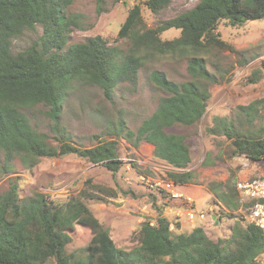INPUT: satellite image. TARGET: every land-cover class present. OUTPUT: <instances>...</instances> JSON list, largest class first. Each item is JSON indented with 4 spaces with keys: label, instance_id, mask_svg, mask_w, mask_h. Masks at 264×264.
<instances>
[{
    "label": "trees",
    "instance_id": "obj_1",
    "mask_svg": "<svg viewBox=\"0 0 264 264\" xmlns=\"http://www.w3.org/2000/svg\"><path fill=\"white\" fill-rule=\"evenodd\" d=\"M171 1H135L115 37V41L126 42L121 48L100 35L68 44L70 25L74 24L64 11L69 0H0V150L4 162L10 165L17 158L25 168H31L42 157L74 153L115 173L121 164L117 141L101 140L91 147L71 142L58 120L64 99L78 87L90 85L112 100L119 83L137 84L138 70L149 59L179 54L186 58L190 78L174 81L161 70H151L150 81L164 92L155 110L135 131L125 128L120 120L112 132L133 145L142 140L150 143L154 157L171 168L167 175L175 183L193 181L185 136L167 128L193 126L206 111L208 85L217 78L207 70L203 54L210 48H231L217 31L219 22L242 25L263 19L264 0H198L155 27L144 25L141 4L155 14ZM37 25L42 29L38 39L23 51L13 52L12 39ZM169 28L179 29V35L162 39L161 32ZM261 66L264 68V59ZM262 102L264 98L239 105L238 110L248 117ZM39 105L46 107L52 130L59 134L56 144L25 112ZM206 131L230 139L232 155L264 160V136L235 132L232 121L220 116L213 118ZM209 191L216 197L220 212L224 209L227 215L238 209L233 178L209 184ZM115 195L113 188L87 178L81 189L65 200L51 199L43 192L21 196L17 183L11 181L0 193V264H75V252L66 247L75 238L77 227L91 233L84 247L87 260L79 263L76 259L77 264H260L262 230L239 219L227 237L212 239L202 226L189 232L172 230L167 217L159 213L154 220L143 219L133 230L135 244L131 248H117L108 227L87 203L104 202ZM220 218L216 214V219Z\"/></svg>",
    "mask_w": 264,
    "mask_h": 264
},
{
    "label": "rangeland",
    "instance_id": "obj_2",
    "mask_svg": "<svg viewBox=\"0 0 264 264\" xmlns=\"http://www.w3.org/2000/svg\"><path fill=\"white\" fill-rule=\"evenodd\" d=\"M135 1L137 0H69L64 11L74 24L70 25L68 44L81 42L88 36L100 35L110 44L125 48L126 42L115 41V37L128 9ZM197 1L172 0L155 14L141 4L143 23L146 27H155L159 22L191 8ZM217 31L231 48H210L203 54L207 70L217 78V82L208 85L210 97L205 113L193 126L167 128L170 132L184 135L188 143L191 155L188 169L193 172V181L185 184L188 186L184 189L180 188L179 183L174 187L190 196L194 200L193 208L197 210L208 209L210 204L218 203L217 199L212 202L215 197L209 191V184L229 178L236 182L240 178L264 174V160L238 158L239 155L231 154L230 139L206 131V127L213 125V118L220 116L232 121L235 132L246 134L250 131L254 135L264 136V102L248 117L238 110L239 105L264 98V68L261 66V60L264 59V18L249 20L242 25H230L226 20H221ZM41 32L39 25L34 30H25L19 37L12 39V51H23L38 39ZM179 33V29L169 28L161 32L160 37L173 39ZM153 69L163 71L174 81L182 82L190 78L185 56L178 54L156 57L139 68L135 86L128 82L119 83L114 89L112 100L106 99L98 87L87 85L69 92L63 101L59 125L75 145L91 147L101 140L117 141L121 164L115 173L103 164L91 163L74 153L42 157L31 168H25L17 158L9 165L4 162L0 150V193L13 181L17 183L21 196L43 192L51 199L65 200L76 194L84 180L90 178L93 183L116 191L114 197H108L104 202L87 201L90 210L108 227L117 248H131L135 244L131 233L143 219L154 220L159 213L166 215L164 208L170 204L166 200L167 193L156 188L153 180L168 178L171 168L154 157L150 143L142 140L133 145L130 140L115 135L112 129L122 120L125 128L135 131L141 121L153 113L158 98L164 94L149 79ZM255 70L258 72L254 73ZM46 110V107L39 105L25 112L32 124L39 131L46 132L50 142L56 144L59 134L52 130L53 123L47 117ZM245 207L246 205L239 206L226 215L224 209L220 212V206H215L221 218L216 221V227L203 226L204 230L212 239L227 237L235 220L245 222ZM153 211L155 215H151ZM209 215L207 213L204 219L209 218ZM169 217L173 225H176V217ZM75 235L66 248L75 252L79 263H84L87 260L84 247L91 233L77 227ZM259 261L264 264V254Z\"/></svg>",
    "mask_w": 264,
    "mask_h": 264
},
{
    "label": "built area",
    "instance_id": "obj_3",
    "mask_svg": "<svg viewBox=\"0 0 264 264\" xmlns=\"http://www.w3.org/2000/svg\"><path fill=\"white\" fill-rule=\"evenodd\" d=\"M238 158L248 159L244 155H239ZM244 164L246 163L244 162ZM175 184L170 178L153 180V185L156 188L167 193V199L181 202L185 209L184 213L189 220L195 218L203 220L209 212L204 209L197 210L193 208L194 200L175 189ZM235 186L238 192L239 206L246 205L244 208L245 221L257 225L264 235V174L256 177L240 178L235 182ZM213 213L214 211L211 210L210 214ZM150 224H153V222H150ZM169 228L173 229L172 221L169 222Z\"/></svg>",
    "mask_w": 264,
    "mask_h": 264
},
{
    "label": "crops",
    "instance_id": "obj_4",
    "mask_svg": "<svg viewBox=\"0 0 264 264\" xmlns=\"http://www.w3.org/2000/svg\"><path fill=\"white\" fill-rule=\"evenodd\" d=\"M262 175V174H260ZM259 176V175H257ZM248 177V176H247ZM251 177V176H249ZM187 184V183H186ZM188 185H185V184H181L180 185V188L184 189L186 188ZM178 191H180L179 188H177ZM182 192V191H180ZM211 192V191H210ZM183 194H185L184 192H182ZM212 193V192H211ZM215 197V196H214ZM213 199H216L215 198H212V202H213ZM163 198L160 199V201H162ZM167 201L170 202L169 205H167L164 209H165V216L167 217V219L169 221H172V219L169 217V216H172L174 218V216L176 217L175 219V222L176 225H173V222H172V225L174 226L173 229H176L177 231H180V232H189L191 229H193L194 227L196 226H213V227H216V221H218L219 219H216V214H219L216 210H215V206H218L217 203H212L209 205L208 209H204L206 211H208L210 213L211 210L214 211L213 214H210L209 215V218L207 217V219H203V220H200L198 218H195L193 220H189L185 213H184V206H182L181 202L180 201H172V200H169V199H166ZM173 202V203H172ZM175 202V203H174ZM173 204V205H172ZM215 205V206H214ZM172 208H174V210L172 211ZM174 212V213H173ZM175 214V215H174ZM151 215H155L154 214V211L151 213ZM214 219V220H213ZM212 220L214 221V223L212 222ZM176 226V228H175ZM172 229V230H173ZM116 245V244H115Z\"/></svg>",
    "mask_w": 264,
    "mask_h": 264
}]
</instances>
